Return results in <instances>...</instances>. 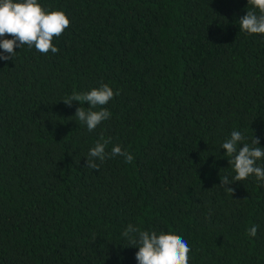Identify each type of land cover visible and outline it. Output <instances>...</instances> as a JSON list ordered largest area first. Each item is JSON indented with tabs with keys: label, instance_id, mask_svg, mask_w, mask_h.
Wrapping results in <instances>:
<instances>
[{
	"label": "trees",
	"instance_id": "trees-1",
	"mask_svg": "<svg viewBox=\"0 0 264 264\" xmlns=\"http://www.w3.org/2000/svg\"><path fill=\"white\" fill-rule=\"evenodd\" d=\"M38 2L70 25L53 38L57 53L25 44L0 60V264H137L122 236L130 223L181 236L189 264H264V184L220 185L236 175L221 147L232 131L264 147V34L239 21L259 10L248 0ZM104 83L119 94L89 132L75 116L87 102L63 99ZM101 136L133 161L85 166Z\"/></svg>",
	"mask_w": 264,
	"mask_h": 264
},
{
	"label": "clouds",
	"instance_id": "clouds-1",
	"mask_svg": "<svg viewBox=\"0 0 264 264\" xmlns=\"http://www.w3.org/2000/svg\"><path fill=\"white\" fill-rule=\"evenodd\" d=\"M253 9H258L259 14L254 10H247L246 14L240 17V30L249 34H264V0H248ZM70 25V19L62 9H45L38 0H0V37L6 34L12 38L0 39V60L12 59L17 46L27 45L35 47L42 54L51 51L57 53L59 49L53 44V38L59 37ZM113 88L108 84H101L93 87L85 93L73 92L63 99V102L71 107L73 101L87 102V110L78 107L75 116L78 121L87 126L89 132L95 130L102 121L111 117V112L103 107L114 95ZM245 140L240 131H232L229 139H226L222 148L229 157V164L234 167L236 175L230 181L225 175L221 178L220 185L233 193L232 187H227L232 181H243L254 175L256 180L264 184V167L258 166L257 161L264 158V147L259 145V138L254 137L251 145L242 143ZM110 139L103 136L96 141L87 154L85 166L99 170V160L122 156L125 163H131L133 155L122 150L119 144L114 145L110 152L106 151ZM240 144H243L240 147ZM258 226L253 225L248 229V234L255 237ZM122 236L129 241V246L138 247L135 253L137 264H189V253L191 251L188 242L181 236L170 233L141 230L138 226L129 224L122 233Z\"/></svg>",
	"mask_w": 264,
	"mask_h": 264
}]
</instances>
